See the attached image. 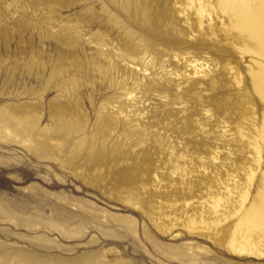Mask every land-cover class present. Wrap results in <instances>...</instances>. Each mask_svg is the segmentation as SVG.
Wrapping results in <instances>:
<instances>
[{
	"label": "rangeland",
	"instance_id": "1",
	"mask_svg": "<svg viewBox=\"0 0 264 264\" xmlns=\"http://www.w3.org/2000/svg\"><path fill=\"white\" fill-rule=\"evenodd\" d=\"M200 2L0 0L2 260L264 264L227 247L264 196V42Z\"/></svg>",
	"mask_w": 264,
	"mask_h": 264
},
{
	"label": "bare ground",
	"instance_id": "2",
	"mask_svg": "<svg viewBox=\"0 0 264 264\" xmlns=\"http://www.w3.org/2000/svg\"><path fill=\"white\" fill-rule=\"evenodd\" d=\"M200 1L201 0H191V4L193 7H195L196 15L199 18V22L202 23V18L205 15L209 16L210 11H209V8L207 7V5L206 4L202 5ZM250 2H251V0H220V7L225 12L233 11L236 14L237 18L235 19V26H234L235 29L240 30V31H249L252 34L251 37H254L255 35H259L264 42V0H256L254 7L252 6V4ZM209 21H210V19H209ZM208 28H210V27H208ZM134 54L131 52L117 53L118 57H120L125 62H131V63L137 62V64L142 63L144 57L140 56L138 58ZM111 65L113 67V62L111 63ZM111 79H113V78H111ZM260 79L262 80V83L264 84V74L260 75ZM258 88H259V86H258ZM130 91L131 90L127 91L128 96L130 94ZM99 111H100V117H102L103 123L105 125H109V127H111L110 125L113 123V121L110 120L111 119L110 118V116H111L110 111H111V113L114 111H116V113L117 112L123 113L124 108L121 105L120 107H117V109L113 111L112 107L109 108V107L103 106ZM116 117H115V119H116ZM258 163L260 165L259 161H258ZM247 175H250V173H248ZM247 183H249V182H247ZM227 190H228V192H227L228 195H225V196L213 195L212 196V200H211L212 202H211L209 207H210V209L213 210L215 217L220 218V217H226L229 214L234 215L236 212L240 211L244 207L245 202H247L246 200H247L248 195L246 193H242L240 195H237L238 198H236V200L234 202H232V204H231L232 209L228 210V212L226 214L221 215L220 214L221 208L224 207L222 200L225 199L227 204H228V203H230L229 201H230V198L232 197L231 196L232 193L229 191L230 189L227 188ZM193 222H195V221H193ZM199 224L201 225V223H199ZM196 225H197V223H196ZM204 226H207V225H204ZM214 227H215V225H214ZM263 227H264V196H261L260 206L258 208H256L254 206L244 220H240L239 222H237L234 225V227H233L234 229H233V232L231 235V239L228 241L227 247H229L232 251L239 252V253L263 255L264 254V249L262 248V245L264 242V228ZM6 261L7 260H2L0 258V264H14V261H10V262L9 261L6 262Z\"/></svg>",
	"mask_w": 264,
	"mask_h": 264
}]
</instances>
